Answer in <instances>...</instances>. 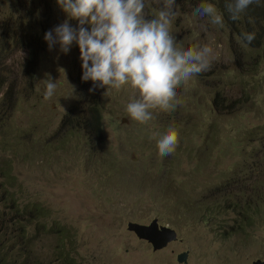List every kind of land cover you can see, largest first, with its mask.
Returning a JSON list of instances; mask_svg holds the SVG:
<instances>
[{"label":"rangeland","instance_id":"1","mask_svg":"<svg viewBox=\"0 0 264 264\" xmlns=\"http://www.w3.org/2000/svg\"><path fill=\"white\" fill-rule=\"evenodd\" d=\"M43 1L0 0L5 11L13 2V13L36 6L47 16L33 69L23 67L22 51L10 54L5 105L8 84L0 87V157L10 162L19 200L41 204L70 228L74 264H264V212L244 235L228 240L219 234L231 225L230 213L206 224L192 214L193 204L202 207L212 188L233 193L255 179L264 184V176L254 173L264 169V41L243 43L234 22L221 27L176 3L172 34L184 48L210 45L211 68L177 89L174 109L152 110L146 124L126 112L138 92L128 85L99 87L103 137L91 139L89 153L83 147L88 138L68 130L74 115L63 121L78 89L93 86L82 80L78 44L64 54L59 45L49 50L44 40L59 24L77 28L78 22L56 2L50 7L46 0L43 8ZM161 7L159 0H145L146 17ZM235 21L254 27L253 15ZM47 76L57 88L45 100ZM170 127L178 130L179 144L161 157L157 142ZM51 241L38 242L39 253Z\"/></svg>","mask_w":264,"mask_h":264},{"label":"clouds","instance_id":"2","mask_svg":"<svg viewBox=\"0 0 264 264\" xmlns=\"http://www.w3.org/2000/svg\"><path fill=\"white\" fill-rule=\"evenodd\" d=\"M158 13L147 18L145 0H56L60 9L77 28L65 21L44 35L49 50L59 45L67 54L73 42L79 47L82 80L96 87L121 89L128 85L139 94L126 106L129 117L141 124L152 120V110L174 109L177 89L193 76L206 72L215 59L210 45L184 48L171 32L176 17V0H159ZM259 0H228L230 18L238 20ZM224 26L223 14L212 3L200 4L194 12ZM251 44L256 33H244ZM63 72L64 70L61 69ZM44 99L55 94L57 83L47 76ZM179 144V132L169 128L160 136L161 157L172 154Z\"/></svg>","mask_w":264,"mask_h":264},{"label":"trees","instance_id":"3","mask_svg":"<svg viewBox=\"0 0 264 264\" xmlns=\"http://www.w3.org/2000/svg\"><path fill=\"white\" fill-rule=\"evenodd\" d=\"M56 1L50 0L49 5ZM179 7H187L193 10L202 3H212L223 14L224 24L235 25V32L243 43L244 33H256L255 40L250 45L264 41V0L253 3L241 14L245 20L253 15L254 27L250 30L239 26L238 21H233L227 11L228 0H176ZM47 1H43L46 8ZM13 2L8 4L7 11L0 7V17L7 13L0 23V87L8 84L3 94L1 104L5 105L9 99L12 79L7 69L12 50L22 51L25 60L22 62L25 70L36 65L37 47L42 45L43 29L47 16L35 6L32 10L25 11L21 6L19 11H11ZM56 7V6H55ZM249 45V44H248ZM82 77V69L80 70ZM9 80V81H8ZM85 82H83L84 84ZM79 91L70 109L65 113L63 121H68V114L74 115L68 121V130L81 132L88 139L83 147L93 153L94 147L90 145L91 139L100 142L102 134V117L98 107L97 86L94 91ZM86 92V93H85ZM215 102V99H213ZM71 128V129H70ZM12 155H14L12 151ZM110 169L111 166H110ZM264 176V169L254 172ZM0 264H74V258L70 253L76 254L73 249L74 239L70 228L61 225L51 219L50 210L36 202H24L19 200V185L12 175L11 165L8 160L0 157ZM262 180V179H261ZM255 182V184H254ZM229 188V187H228ZM227 187L212 188L206 194V203L202 207L194 203L192 214L197 220L209 223L220 214L230 213L231 225H225L219 234L222 240H228L231 236H242L259 222L260 212H264V184L255 179L248 186L236 187V192H229ZM17 191V192H15ZM225 234V235H224ZM43 239L52 240V246L46 253L41 252L36 245Z\"/></svg>","mask_w":264,"mask_h":264}]
</instances>
